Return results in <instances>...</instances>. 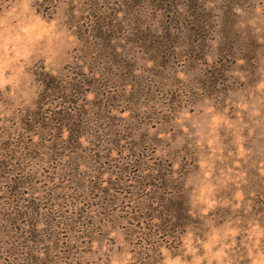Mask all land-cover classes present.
I'll use <instances>...</instances> for the list:
<instances>
[{
    "label": "rangeland",
    "instance_id": "374dc122",
    "mask_svg": "<svg viewBox=\"0 0 264 264\" xmlns=\"http://www.w3.org/2000/svg\"><path fill=\"white\" fill-rule=\"evenodd\" d=\"M206 2L213 18L175 22L137 0H0V137L35 107L38 72L98 73L79 142L48 124L17 149L32 156L22 226L63 264H264V0ZM105 18L119 24L108 51ZM157 174L192 221L149 252L133 218Z\"/></svg>",
    "mask_w": 264,
    "mask_h": 264
},
{
    "label": "trees",
    "instance_id": "16d2710c",
    "mask_svg": "<svg viewBox=\"0 0 264 264\" xmlns=\"http://www.w3.org/2000/svg\"><path fill=\"white\" fill-rule=\"evenodd\" d=\"M137 1L141 4L140 7H143L142 3L145 2L159 11L161 16H168L171 21L175 22L183 20L184 16L191 17L196 22L201 21L202 18L211 19L215 16L213 8L209 2H206L207 0ZM227 12L229 13L228 10H225V13ZM118 26L119 24L113 18H105L98 22V26H94L98 33L96 37L100 38L101 46L107 48V51L111 47L107 41L114 40L115 36H111V33L115 34L119 30ZM198 27L204 28L202 25ZM170 28L173 27L170 25L166 27L167 30ZM168 43L172 47L176 46L174 40ZM198 44L190 43L193 45L192 47ZM95 76L97 77L98 73L89 75L81 72L77 74L76 78H71V74L66 73L58 75L47 70L38 72L37 81L41 89L36 98L35 107L17 126L1 130L0 264H63L59 257L53 258L52 249L43 250L42 242L37 238V235L34 234V238L28 237L27 234L32 230L28 231L22 226L25 199L21 189L25 188L29 182L32 183L33 179L28 172H24V169L20 168V165H25L32 156L25 157L17 149L22 147L21 137L26 133L35 139L50 130L54 131L55 128L48 127V124L59 125L61 132L68 134L66 140H63L64 142L68 144H71V141L79 142L85 136L84 129L89 124L84 120V114L88 115L89 113L86 111L82 113L79 106L81 98L95 91L97 94L100 93V84L94 81ZM61 104L65 105L64 113L58 112L44 116V110L49 107L55 108ZM71 105H78L79 108H71ZM43 125L46 126L43 127ZM29 148L31 150L39 149L36 145ZM145 181H148L147 178L139 180L138 189L150 187L149 194L137 197L138 208L134 214L138 216L133 218L138 223H144L139 227L140 234L143 239L150 241L146 244L145 249L152 252L159 244V239H162L169 248H175L173 244L181 241L186 227L192 221L187 194L175 186L176 184H173L172 179L166 174H157L150 182ZM153 256L150 253L146 257L150 261L149 264H159V260Z\"/></svg>",
    "mask_w": 264,
    "mask_h": 264
}]
</instances>
